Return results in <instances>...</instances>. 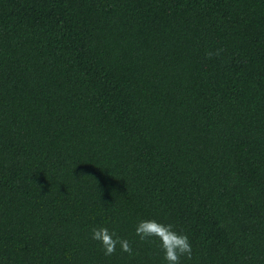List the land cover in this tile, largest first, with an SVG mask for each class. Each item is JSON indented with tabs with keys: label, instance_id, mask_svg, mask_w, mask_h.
<instances>
[{
	"label": "trees",
	"instance_id": "obj_1",
	"mask_svg": "<svg viewBox=\"0 0 264 264\" xmlns=\"http://www.w3.org/2000/svg\"><path fill=\"white\" fill-rule=\"evenodd\" d=\"M148 219L264 264V0H0V264H167Z\"/></svg>",
	"mask_w": 264,
	"mask_h": 264
},
{
	"label": "clouds",
	"instance_id": "obj_2",
	"mask_svg": "<svg viewBox=\"0 0 264 264\" xmlns=\"http://www.w3.org/2000/svg\"><path fill=\"white\" fill-rule=\"evenodd\" d=\"M220 50H217V55ZM212 53H209L211 57ZM135 233L142 241L155 238L159 241L164 252L167 264H180L182 256L191 259L192 246L187 235L174 230L172 224H165L155 219L140 220L135 228ZM92 239L100 243L104 255L111 256L116 252L117 245L122 252L133 254V249L128 240L120 238L115 232H110L106 227L92 229Z\"/></svg>",
	"mask_w": 264,
	"mask_h": 264
}]
</instances>
